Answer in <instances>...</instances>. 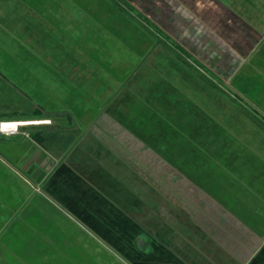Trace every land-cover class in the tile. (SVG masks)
Instances as JSON below:
<instances>
[{"label":"crops","instance_id":"obj_1","mask_svg":"<svg viewBox=\"0 0 264 264\" xmlns=\"http://www.w3.org/2000/svg\"><path fill=\"white\" fill-rule=\"evenodd\" d=\"M54 1L53 22L66 24L67 36L83 52L76 64L69 66L57 59L59 73L50 67L49 74L33 76L35 84L42 86L44 98L34 102L32 115L6 118L0 113V120L51 118V122L20 125L25 126L22 131L28 137L24 140L10 137L20 132V127L17 132L0 130V262L33 264L42 242L36 224L42 202L71 220L75 214V220H84L104 237L109 236V227L118 233L115 223L121 222L120 202L109 181L122 175L123 162L131 167L132 155L153 152L151 140L141 138L128 126L135 122L137 113L132 110L163 109L165 95H169L162 84L156 92L148 86L170 79L179 86L177 99L193 95L191 102H195L193 69L199 71V82L210 91L221 86L209 78L208 84L204 82L206 71L239 80L243 71L264 55V0H124L119 4L60 0L62 8ZM9 2L0 0V13ZM52 4L49 0L21 1L22 10L34 16L51 12ZM126 7L137 18L139 14L152 31L139 27L138 32L133 18L123 12ZM2 19L3 15L0 23ZM155 35L165 39V48ZM40 45L38 39L36 52ZM164 50L168 64L164 62L165 68L157 74L156 58ZM42 64L37 67L42 69ZM75 69L81 70L76 75L83 78L84 89L70 78ZM186 74L188 79L180 82ZM85 136L87 145L80 150L79 142ZM37 147L57 159L40 182L23 170ZM84 157H88L85 168ZM190 178L194 186L187 181L184 188L190 191L193 187L197 196L192 198L193 204L187 198L178 200V207L165 214V230L138 228V219L131 218L135 226L130 242L110 240L122 256L131 264H264L263 222H252L240 208L214 199ZM174 220L176 229L169 225Z\"/></svg>","mask_w":264,"mask_h":264},{"label":"rangeland","instance_id":"obj_2","mask_svg":"<svg viewBox=\"0 0 264 264\" xmlns=\"http://www.w3.org/2000/svg\"><path fill=\"white\" fill-rule=\"evenodd\" d=\"M21 1L10 0L3 5L4 11L0 13L4 17V22L0 23V113H4L6 118L32 115L34 102H42L44 98L42 86L35 84L33 76L49 74L50 67L53 72L59 73L60 61L57 59L69 66L76 64L78 56L83 52L67 36L66 24L56 25L53 22V17H56V1L49 0L53 3L51 12L35 16L32 12L22 10ZM109 1L119 4L124 0ZM57 5L59 8L64 7L60 0ZM123 9V12L133 18V23L137 24L138 32L140 28L152 31V27L142 21L139 14L138 20L137 15L131 13L128 7ZM132 30L134 32V27ZM155 36L159 37L158 40L165 48V39ZM38 39L41 45L36 52L34 45ZM46 57H52L51 61L46 60L47 67L40 63ZM261 57H257V61L243 71V78L239 80H226L212 71H206L207 80L203 79L204 82L208 84L209 78L222 87H214L210 91L204 87V83L199 82V71L185 61L190 65L187 69L196 72L195 102H191L193 95L177 99L179 86L171 83L168 78L167 81L163 79L160 84L158 81L150 84L148 89L154 92L161 88V84L165 86V92L169 95H165L164 108L146 107L138 112L132 110L133 114H137L135 122L128 126L140 133L141 138L146 137L158 143L165 158L160 153L156 154L158 152H152L148 158L140 153L132 155L131 167L123 162L122 175H116L114 182L112 178L109 181L114 187V193H111L121 204L118 207L121 222L115 224L122 232L118 230L115 233L114 227H109V236L104 237L101 231L84 220H75V214V219L71 220L65 213L42 202L44 206L38 208L40 211L43 209L42 212L36 213V224L41 228L39 231L42 233V242L32 263L131 264L111 241L130 242L129 237L133 233L131 230L135 226L133 218L138 219V228L165 230V214L178 207V200L187 198L193 204L192 198L197 196L192 186L190 191L184 188L187 181L194 186L190 177L210 192L214 199L228 201L236 209L240 208V213L252 222L260 220L264 224V55ZM156 59L158 69H154L159 74L160 69L165 68L164 62L168 64L165 50ZM193 59L190 61L197 65ZM37 64L44 67L40 69ZM80 72L78 69L71 70L70 78L84 89L83 78L79 79L76 75ZM85 72L90 74V71ZM188 75L182 77L180 82L188 79ZM48 122H51V118ZM128 126L124 125L126 129ZM24 127L20 126V132L10 137L23 140L28 138L22 131ZM27 127L33 128L30 125ZM86 139L85 136L80 140V150H84L87 145ZM15 143L18 145L17 141ZM122 145L125 147L124 142ZM87 158H83L84 168ZM88 165L93 166L92 163ZM143 169L147 171L143 172ZM172 223L170 222V227L175 226L176 229V220ZM8 261L10 263L1 261L0 264H17L12 260Z\"/></svg>","mask_w":264,"mask_h":264},{"label":"water","instance_id":"obj_3","mask_svg":"<svg viewBox=\"0 0 264 264\" xmlns=\"http://www.w3.org/2000/svg\"><path fill=\"white\" fill-rule=\"evenodd\" d=\"M56 163L55 157H52L41 147H37L28 157L23 170L27 171L37 182H40Z\"/></svg>","mask_w":264,"mask_h":264},{"label":"bare ground","instance_id":"obj_4","mask_svg":"<svg viewBox=\"0 0 264 264\" xmlns=\"http://www.w3.org/2000/svg\"><path fill=\"white\" fill-rule=\"evenodd\" d=\"M37 122H48V120L38 121V120H30V119L29 120L11 119V120H7L4 126L9 127V128H14V127H17L21 123H37Z\"/></svg>","mask_w":264,"mask_h":264},{"label":"built area","instance_id":"obj_5","mask_svg":"<svg viewBox=\"0 0 264 264\" xmlns=\"http://www.w3.org/2000/svg\"><path fill=\"white\" fill-rule=\"evenodd\" d=\"M35 120H38V121L48 120V121H50V118L35 119ZM6 122H7L6 119L0 120V130L3 131V132H17V131H19L20 125H22V124H28V123H21L17 127L9 128V127L4 126ZM37 123H45V122H37Z\"/></svg>","mask_w":264,"mask_h":264},{"label":"trees","instance_id":"obj_6","mask_svg":"<svg viewBox=\"0 0 264 264\" xmlns=\"http://www.w3.org/2000/svg\"><path fill=\"white\" fill-rule=\"evenodd\" d=\"M215 84V83H214ZM219 86V85H218ZM220 87V86H219ZM151 147H153V152L155 153V152H160L161 153V155L165 158V154L163 153V152H161L159 149V145H158V143H156L155 141H151ZM157 150H155V149ZM148 150V149H147ZM145 154V153H144ZM151 154V153H150ZM157 154V153H156ZM144 158H148L149 156H143ZM167 162H169V160L168 159H165ZM174 164V163H173ZM147 170H145V169H143V172H146Z\"/></svg>","mask_w":264,"mask_h":264}]
</instances>
